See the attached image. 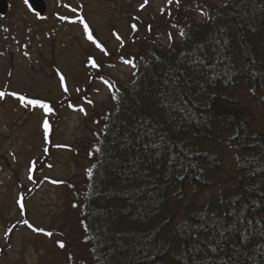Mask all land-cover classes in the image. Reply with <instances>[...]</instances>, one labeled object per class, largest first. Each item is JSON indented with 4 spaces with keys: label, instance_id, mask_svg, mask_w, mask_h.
<instances>
[{
    "label": "trees",
    "instance_id": "obj_1",
    "mask_svg": "<svg viewBox=\"0 0 264 264\" xmlns=\"http://www.w3.org/2000/svg\"><path fill=\"white\" fill-rule=\"evenodd\" d=\"M134 21L129 44L141 51H119L94 73L110 91L101 112L94 81L83 105L40 100L51 113L0 89L2 102L56 122L63 108L89 113L95 140L77 154L86 151L89 165L80 188L69 183V218L58 229L75 264H264V132L248 115V100L264 95V0H180L148 39ZM117 65L132 70L129 80L106 74ZM47 140L41 172L53 168Z\"/></svg>",
    "mask_w": 264,
    "mask_h": 264
},
{
    "label": "rangeland",
    "instance_id": "obj_2",
    "mask_svg": "<svg viewBox=\"0 0 264 264\" xmlns=\"http://www.w3.org/2000/svg\"><path fill=\"white\" fill-rule=\"evenodd\" d=\"M8 1L10 11L5 18L0 17V53H3L0 55V89L58 105L73 98L72 102L78 104L79 101L83 105L85 89L91 88L94 81L93 101L100 112L109 104L110 95L107 87L93 79L97 72L100 74L97 70L100 61L109 62V56H119V51L134 54L141 51L138 40L129 44L134 33L130 29V23H135L132 16L140 21V32L135 31L142 39H148L156 28L170 22L169 12L177 6L175 0L170 6L166 0H147L141 10L144 0H77L86 5V10H81L76 0H44L48 8L46 17L38 20L29 12L24 0ZM205 1L213 5L224 3V0ZM81 16L106 44L107 55L87 38L83 24L78 22ZM89 57L98 68L91 66ZM106 74L127 81L132 70L117 65L106 69ZM60 75L65 77L67 93L60 86ZM9 102L0 99V246L5 247L0 264H75L77 251L68 247L66 237L58 229L63 228L69 218L66 216L68 189L71 184L76 185V189L83 185L89 159L86 151L82 158H77V154L80 148L91 146L95 140L93 128L89 129L91 120L81 111L63 108L56 122L41 110ZM248 106L253 126L264 132V95L259 101L248 100ZM88 107L84 104L86 110ZM44 120L52 124L49 134L43 128ZM46 139L53 146V150H49L50 157L53 151V168L47 170L46 167L41 172L43 161L40 159L45 157L48 148ZM30 168L36 171V184L28 179ZM40 179L46 182H42L37 191ZM20 203L25 207L23 213ZM16 220L27 221L38 231L31 230L26 223L17 228L13 223ZM8 229L12 231L8 233ZM48 232L52 235H46ZM9 240L10 246L6 247ZM58 242H63L64 248H60Z\"/></svg>",
    "mask_w": 264,
    "mask_h": 264
},
{
    "label": "snow or ice",
    "instance_id": "obj_3",
    "mask_svg": "<svg viewBox=\"0 0 264 264\" xmlns=\"http://www.w3.org/2000/svg\"><path fill=\"white\" fill-rule=\"evenodd\" d=\"M24 3L27 5V4H28V0H24ZM172 3H173V0H166V4H167V5L170 6ZM175 3H176V5H177V7H179L180 0H175ZM146 5H147V0H144V4L140 5V9L142 10ZM34 6H35V0H34V4L29 6L30 10H31ZM73 11H75V10H73ZM163 11H164V10L161 9V14H163ZM37 15H39V13H37ZM169 15H171L170 12H169ZM62 19H63V17H62ZM133 19H138V18H137V17H134ZM81 23H83V20H81ZM172 26H173V27H177V25H175V24H173ZM131 27H132L133 30H137V26H136V24H132ZM84 30H85L86 33H88L87 38H88L90 41H92V43L95 44V46H96L97 48H99V49L101 50V52H104V53L107 55L108 53L106 52V49H105L101 44H99V43L93 38V36L91 35V33H90L89 30H88V25H87L86 23L84 24ZM148 30L151 31V26L148 27ZM180 35H181V36H184V35H186V34H185L183 31H181ZM169 38L171 39V35H170V34H169ZM117 39H119V36H117ZM2 54H3V53H0V55H2ZM89 61H90L92 67H94V68H98V67H99V65L96 64V62H95V60H94L93 58L89 57ZM124 62H125V63H129V61H127V60L124 61ZM59 80H60V86H61V88L63 89V91H64L65 93H67V92L69 91V89H68V87H67V85H66V83H65V77H64L63 75H60V76H59ZM77 91H79V89H77ZM5 95H6L5 92L0 91V99H3V98L5 97ZM7 95L16 96V98H17L18 100L24 102V105H25V106H27V105H38V106L41 107L42 109L46 110L48 113H51V112L53 111L52 107H50L47 103H42V102H41L40 100H38V99H26L23 95L17 96L16 93H7ZM70 107H71V105H70ZM80 111H81V112H84V109L81 108ZM86 114H87V113H85V115H86ZM43 128H44L45 132L48 131L49 124H48V121H47V120H44V121H43ZM45 151H47V149H45ZM29 171H30V172L34 171V168H30ZM89 178H91V170H89ZM28 179L31 180V179H32V176L29 175V176H28ZM53 183H57V182H56V181H53ZM73 206L75 207L76 205H73ZM21 208H23V204H22V203H21ZM25 223L27 224L28 222L25 221ZM247 223H248V224H251L252 221L249 220ZM28 226H29L30 228L32 227L30 224H29ZM13 227H15V226H13ZM181 227H182V228H187V225H181ZM32 230H33V231H38V230L35 229V228H33ZM11 231H12V229H8V233H10ZM39 231H43V230H39ZM6 235H7V233H6ZM46 235L51 236L52 233H51V232H48V233H46ZM58 246H59L60 248H64L65 245H64L63 242H58ZM69 259H70V260L72 259L71 256H69Z\"/></svg>",
    "mask_w": 264,
    "mask_h": 264
},
{
    "label": "water",
    "instance_id": "obj_4",
    "mask_svg": "<svg viewBox=\"0 0 264 264\" xmlns=\"http://www.w3.org/2000/svg\"><path fill=\"white\" fill-rule=\"evenodd\" d=\"M34 4V0H28L27 8L29 11L37 15L40 18H44L46 12H47V6L44 0H35V6L30 10L29 6ZM9 11V4L7 0H0V16L4 17L6 16L7 12Z\"/></svg>",
    "mask_w": 264,
    "mask_h": 264
},
{
    "label": "flooded vegetation",
    "instance_id": "obj_5",
    "mask_svg": "<svg viewBox=\"0 0 264 264\" xmlns=\"http://www.w3.org/2000/svg\"><path fill=\"white\" fill-rule=\"evenodd\" d=\"M8 1V0H7ZM48 2V1H47ZM8 3H9V1H8ZM83 4V5H82ZM76 5L81 9V10H86V5L84 4V3H82L81 1H77L76 0ZM26 6V5H25ZM10 8H11V5H10V3H9V11H10ZM48 9V8H47ZM9 11L7 12V14L9 13ZM6 14V15H7ZM33 15V14H32ZM36 19H38V20H45V17H46V15H45V17L44 18H39L38 16H35V15H33ZM3 18H5V17H3ZM2 17H1V19H3ZM26 49V48H25Z\"/></svg>",
    "mask_w": 264,
    "mask_h": 264
}]
</instances>
